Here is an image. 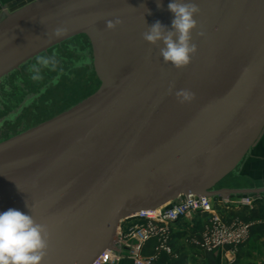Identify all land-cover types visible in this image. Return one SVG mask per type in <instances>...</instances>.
I'll return each instance as SVG.
<instances>
[{"label": "water", "instance_id": "1", "mask_svg": "<svg viewBox=\"0 0 264 264\" xmlns=\"http://www.w3.org/2000/svg\"><path fill=\"white\" fill-rule=\"evenodd\" d=\"M159 2L14 0L0 15V96L5 76L80 35L100 79L90 96L0 141V213L47 225L43 264H94L122 222L182 195L264 192L217 187L264 133V0H183L200 13L197 53L181 69L142 38L157 20L171 28L172 0ZM182 89L195 98L181 103Z\"/></svg>", "mask_w": 264, "mask_h": 264}, {"label": "rangeland", "instance_id": "2", "mask_svg": "<svg viewBox=\"0 0 264 264\" xmlns=\"http://www.w3.org/2000/svg\"><path fill=\"white\" fill-rule=\"evenodd\" d=\"M1 1L0 15L7 7ZM41 56L53 59L54 66L42 67L40 79L34 80L35 73L30 69L36 64V58L27 62L21 71L12 74L0 96V141L52 118L100 86L87 36L69 39ZM233 182L225 180L217 187H227Z\"/></svg>", "mask_w": 264, "mask_h": 264}, {"label": "clouds", "instance_id": "3", "mask_svg": "<svg viewBox=\"0 0 264 264\" xmlns=\"http://www.w3.org/2000/svg\"><path fill=\"white\" fill-rule=\"evenodd\" d=\"M161 6L157 0V7ZM168 9L174 14L171 28L157 20L142 33V38L152 45L162 44L159 52L164 63H171L176 69H181L191 62V58L198 50L196 44L192 43V32L198 27L194 17L199 15L200 8L195 3L172 0L168 4ZM122 23L119 18L109 20L106 22V28L113 30ZM65 32L66 29L57 28L53 36L58 38ZM197 35L203 36L204 32L200 31ZM54 64L53 59L38 56L36 64L30 69L35 73L32 78L40 79L41 68ZM176 96L181 103L191 102L195 98L194 93L184 89L177 91ZM26 206L29 207L27 202ZM49 237L47 225L37 223L32 215L9 208L0 213V264H43Z\"/></svg>", "mask_w": 264, "mask_h": 264}, {"label": "built area", "instance_id": "4", "mask_svg": "<svg viewBox=\"0 0 264 264\" xmlns=\"http://www.w3.org/2000/svg\"><path fill=\"white\" fill-rule=\"evenodd\" d=\"M216 199L182 195L158 209L138 212L131 220L120 224L114 248L104 252L94 264H106L122 257L131 259L134 264H154L157 253L173 251L170 224L196 214L207 215L209 219L207 230L197 244L207 250L229 247L236 252L249 239L252 225L241 221L228 223L217 211V205L232 203L251 208L260 202L264 204V192ZM150 241H156L155 253L145 255V247Z\"/></svg>", "mask_w": 264, "mask_h": 264}, {"label": "crops", "instance_id": "5", "mask_svg": "<svg viewBox=\"0 0 264 264\" xmlns=\"http://www.w3.org/2000/svg\"><path fill=\"white\" fill-rule=\"evenodd\" d=\"M12 1L14 0L1 2L8 5ZM226 180L234 181L227 188L264 186V133L238 171ZM217 211L229 223L241 221L252 225L249 239L236 252L229 247L207 250L197 244L196 241H201L207 230L209 219L207 215L196 214L191 218H183L170 224L173 251L157 253L158 257L154 264H264V204L260 202L251 208L232 203L218 204ZM155 246L156 241H150L145 247L144 254L155 253ZM106 264H134V262L122 257Z\"/></svg>", "mask_w": 264, "mask_h": 264}, {"label": "flooded vegetation", "instance_id": "6", "mask_svg": "<svg viewBox=\"0 0 264 264\" xmlns=\"http://www.w3.org/2000/svg\"><path fill=\"white\" fill-rule=\"evenodd\" d=\"M53 48H54V47H53ZM51 49H52V48H51ZM47 52H48V51H47ZM42 54H43V53H42ZM42 54H40L39 56H41ZM37 57H38V56H37ZM37 57H35V58H37ZM35 58L32 59L31 61L35 60ZM28 62H29V61H28ZM25 64H26V63H25ZM25 64H24V65H25ZM24 65H22L19 69L15 70V71H13V72H11V73H14V72H16V71H21ZM11 73H10L9 75H7V76L4 77V79H6V81H9V76L11 75ZM2 79H3V78H2Z\"/></svg>", "mask_w": 264, "mask_h": 264}]
</instances>
